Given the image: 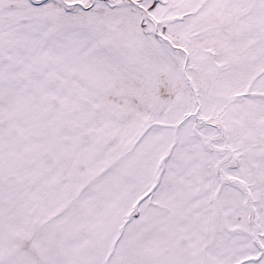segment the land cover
Wrapping results in <instances>:
<instances>
[{
  "label": "snow or ice",
  "instance_id": "obj_1",
  "mask_svg": "<svg viewBox=\"0 0 264 264\" xmlns=\"http://www.w3.org/2000/svg\"><path fill=\"white\" fill-rule=\"evenodd\" d=\"M0 264H264V0H0Z\"/></svg>",
  "mask_w": 264,
  "mask_h": 264
}]
</instances>
